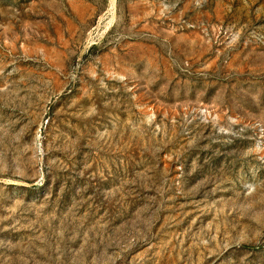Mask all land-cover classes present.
Here are the masks:
<instances>
[{
	"label": "rangeland",
	"instance_id": "1",
	"mask_svg": "<svg viewBox=\"0 0 264 264\" xmlns=\"http://www.w3.org/2000/svg\"><path fill=\"white\" fill-rule=\"evenodd\" d=\"M0 264H264V0H0Z\"/></svg>",
	"mask_w": 264,
	"mask_h": 264
}]
</instances>
